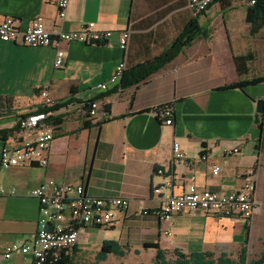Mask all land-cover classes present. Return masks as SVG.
<instances>
[{"label":"crops","instance_id":"obj_1","mask_svg":"<svg viewBox=\"0 0 264 264\" xmlns=\"http://www.w3.org/2000/svg\"><path fill=\"white\" fill-rule=\"evenodd\" d=\"M249 1L230 0L224 8L212 2L198 16L208 35L196 38L143 82L101 98L108 106L107 118L89 127H83V121L61 122L47 167L4 169L0 164V184L7 189L0 194V253L7 244L36 235L40 205L31 191L50 177L59 183H82L88 195L130 201L126 210H116L110 225H82L71 264H154L158 248L146 247L147 243L159 245L167 259L174 258L176 249L232 258L251 244L264 250V232L258 231L254 219L250 226L242 218L201 212L180 211L170 219L141 213L158 209L165 196L185 192L192 176L200 189L214 192L238 189L253 173L258 182L264 152L257 146L262 132L256 101L264 97V82L222 88L264 76V26L251 35L246 20ZM57 12L46 0H0V19L14 16L22 30L41 16L50 31L78 30L93 22L96 29L114 35L97 45L63 44L66 63L61 69L54 65L55 47L0 39V129L16 128L22 112L40 109L42 89L64 103L95 99L96 85L113 76L120 60L127 57L129 69L158 56L196 16L187 0H69L65 18ZM127 29L131 33L124 52L119 32ZM248 52L253 59L241 77L235 57ZM166 105L173 108L172 125L156 114ZM174 141L187 155L185 162L173 159ZM10 143V138L0 140V153ZM235 145L240 146L239 154H225L226 147ZM202 155H207L205 160ZM213 165L221 168L218 175L212 174ZM257 199L262 213L264 197ZM106 242H113L114 249L99 260ZM30 262L21 254L11 260L0 258V264Z\"/></svg>","mask_w":264,"mask_h":264},{"label":"built area","instance_id":"obj_2","mask_svg":"<svg viewBox=\"0 0 264 264\" xmlns=\"http://www.w3.org/2000/svg\"><path fill=\"white\" fill-rule=\"evenodd\" d=\"M58 9V16L64 19L69 5V0H46ZM212 0H187V7L194 15L205 13ZM256 0H250L253 5ZM19 19L7 16L0 19V39L12 41L16 45L30 47H55L57 49L54 65L56 68L65 66L66 52L62 48L65 43L73 41L86 44H102L114 35L113 31L96 29V24L86 22L78 30L50 31L46 28L43 17H36L26 29L19 28ZM131 30L119 32L121 48L126 52L129 45ZM127 57L120 60L109 80L99 82L95 87L96 93L110 91L118 87L122 76L127 70ZM123 88H119L121 91ZM40 96L43 99L42 107L47 111H24L16 122L17 130L10 138L11 143L5 145L0 153L1 168L7 169L16 166H42L49 165L51 144L56 137V128L63 121L90 120L98 123L108 117L104 99H95L88 102L64 103L59 101L49 92L42 89ZM173 108L169 105L158 109V117L165 119V123L173 124ZM7 138V140H8ZM173 159L176 162H185L187 155L178 141L172 144ZM225 154L235 155L241 152L240 146L226 147ZM207 155H202L205 160ZM221 168L212 166V174L218 175ZM159 173L163 170L158 171ZM193 182L185 192L165 196L158 209H145L144 215H155L160 219H170L180 211L201 212L205 214L242 218L246 222L253 221L260 206L257 199V180L253 174L244 180L243 185L231 192H214L210 189H200ZM15 190H11L15 194ZM161 189L157 187L155 193ZM7 189L0 184V194H6ZM40 205L39 230L32 240H16L4 247L0 253L2 259H13L17 254L30 257V264H54L71 255L80 238L82 225L108 226L115 217L116 210H126L129 199L119 196H92L88 195L84 184L59 183L54 178H47L31 191ZM169 234V233H168Z\"/></svg>","mask_w":264,"mask_h":264},{"label":"trees","instance_id":"obj_3","mask_svg":"<svg viewBox=\"0 0 264 264\" xmlns=\"http://www.w3.org/2000/svg\"><path fill=\"white\" fill-rule=\"evenodd\" d=\"M229 1L230 0H212L208 9L210 8L212 2H219V4L224 8L230 5ZM200 14L196 15L188 23H186L184 29L180 31V33L176 36L172 44L168 46L166 50H164L161 54L156 57H153L148 61H145L140 64L138 63L129 69L127 67L124 76H122L120 80L119 86L111 89L108 92L105 91L99 93L95 97V99H101L105 96H109L110 94L117 92L119 88L124 89L130 85L136 83L139 84L143 82L153 73H157L169 62H172L179 55L182 49L186 46H189L196 38L200 36H207L208 31H205L203 29L198 20V16H200ZM246 20L250 24L251 35H256L260 32V30L264 26V0H256L253 5L250 4L248 6ZM252 59L253 53L251 52L235 57L236 68L241 77L248 72L247 64H249ZM260 82H264V76L256 77L249 81L240 80L235 83L232 82L222 88H243L245 85H252ZM107 107H105V109L109 113ZM38 110L47 111V109L44 107H41ZM256 117L257 122L260 126L259 128L262 132L261 138L258 140L257 146L262 150V152H264V112L258 113ZM82 126H91L90 120H83ZM16 130L17 127L13 129H0V140H6L8 136H12ZM257 168L258 165H255V170H257ZM114 246L115 244L113 242L104 243L103 247L98 253L99 260H105L107 254L113 251ZM146 247L158 248L154 264H264V250L260 253H254V256L252 258H249L247 246L242 248V251L239 253L237 258H232L226 253H222L216 256L214 253H212V251L184 253L181 249H176L172 252V255L174 257L173 259H167V254L164 250L160 249L159 245L157 244L147 243ZM115 251L120 254L118 250ZM54 264H71V255H67V257L64 258L62 261Z\"/></svg>","mask_w":264,"mask_h":264},{"label":"rangeland","instance_id":"obj_4","mask_svg":"<svg viewBox=\"0 0 264 264\" xmlns=\"http://www.w3.org/2000/svg\"><path fill=\"white\" fill-rule=\"evenodd\" d=\"M262 166H261V170H260V174H259V179H258V184H257V190H256V195H258V197L260 198V195L262 197H264V156L262 159ZM256 224V228L258 229V231L260 230V232H264V207H263V211L262 213L260 212V210H258L254 216V221ZM253 225V223H250ZM261 251V245H259L258 243H255V245L253 246V244H251L248 247V255L249 258H252L254 256V253Z\"/></svg>","mask_w":264,"mask_h":264},{"label":"water","instance_id":"obj_5","mask_svg":"<svg viewBox=\"0 0 264 264\" xmlns=\"http://www.w3.org/2000/svg\"><path fill=\"white\" fill-rule=\"evenodd\" d=\"M256 103H257V107H256V109H257V113H261V112H264V97L263 98H260V99H258L257 101H256Z\"/></svg>","mask_w":264,"mask_h":264}]
</instances>
